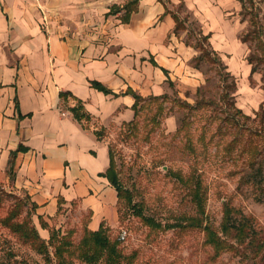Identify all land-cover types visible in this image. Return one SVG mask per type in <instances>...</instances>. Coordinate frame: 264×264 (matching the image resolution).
Wrapping results in <instances>:
<instances>
[{
  "label": "crops",
  "instance_id": "obj_1",
  "mask_svg": "<svg viewBox=\"0 0 264 264\" xmlns=\"http://www.w3.org/2000/svg\"><path fill=\"white\" fill-rule=\"evenodd\" d=\"M232 1L0 0V178L36 204L38 231L72 207L89 213L91 230L117 223L106 133L134 118L126 90L197 88V50L174 31L172 3L220 26Z\"/></svg>",
  "mask_w": 264,
  "mask_h": 264
},
{
  "label": "rangeland",
  "instance_id": "obj_2",
  "mask_svg": "<svg viewBox=\"0 0 264 264\" xmlns=\"http://www.w3.org/2000/svg\"><path fill=\"white\" fill-rule=\"evenodd\" d=\"M237 1L236 6V1H232L234 5L223 11L220 26L211 23L203 26L199 19L197 23L204 32L212 29L210 44L236 80L235 104L249 115L237 117L241 127L236 129L233 121L225 119L229 108L219 99L222 87L216 66L202 61L198 68L203 76L200 85L204 86V96L213 99L212 105L191 108L180 104V100L194 104L196 88L183 91L172 83L159 94L163 97L140 102L133 125H122L106 133L121 185L130 191L133 202L142 206L146 216L162 225L145 224L122 200L120 217L108 235L118 241L125 255L124 263L264 264V192L243 178L251 171L248 138L252 137L260 148L264 145L262 69L250 81L247 56L257 54L258 50L253 40L240 42V35L249 26V14L245 18L241 15V2ZM252 1L253 7L258 8L264 39V0ZM243 2L245 10L251 9L250 0ZM178 5L172 3L173 10ZM186 11L185 7L180 10V16L188 12L189 19H195L194 13ZM209 12L203 13L208 17ZM259 163L264 168V149L257 156L255 166ZM174 172H180L188 181H180ZM195 173L206 191L203 211L197 210L191 200L189 179L191 175L197 176ZM23 194L0 178V264H56L55 257L45 259L2 223L18 195ZM260 195L263 200L257 199ZM226 207H232L235 215L241 211L252 219L257 231L253 239L242 242L221 230ZM68 209L52 221L49 233L39 231L40 235L48 239L52 229L60 236L69 231L72 244L76 245L84 233L87 213L73 207ZM25 213L26 207L16 219L20 220ZM188 217H197L201 224L187 225L192 220ZM32 219L38 228L34 215ZM180 222L186 226H178ZM205 227H210L223 240V245L208 242ZM121 229L127 231L124 239L119 238ZM66 257L79 262L75 255ZM96 264L105 261L101 259Z\"/></svg>",
  "mask_w": 264,
  "mask_h": 264
},
{
  "label": "trees",
  "instance_id": "obj_3",
  "mask_svg": "<svg viewBox=\"0 0 264 264\" xmlns=\"http://www.w3.org/2000/svg\"><path fill=\"white\" fill-rule=\"evenodd\" d=\"M239 1L241 2V15L245 18V16L249 14V26L247 27L245 33L240 35L239 38L242 42H248L250 40L255 41V45L258 50L257 54L250 53L247 56V61L251 65L249 78L251 81L252 75L258 70L262 69L261 86L264 89V39L262 37L263 24L260 22L258 8L253 7L254 4L252 0H250V4L252 5L251 9L247 10H245L246 7L243 0ZM184 7V4L180 3L178 5L177 10L171 11L175 19L174 31L178 33L180 30H186L185 43L191 45L197 50V54L191 58V64L194 67L199 68L202 61H207L216 66V71L219 74L222 87L219 99L223 102V104H225V106L229 108L227 114L225 115V119L233 121L236 129H238L241 126L238 124L237 117H248L249 115L243 113L242 109L240 107H237L235 104L234 92L237 89L236 80L234 76L230 73V71L227 69V65L223 62L219 53L212 48L209 41L210 34L204 33L201 26L197 23L195 19L190 20L189 13L187 11L184 16H180L179 11L183 10ZM192 38H195V41H192ZM205 79L208 80V78ZM168 82L169 84H172L170 80H168ZM92 84L105 92H111L109 89H107L97 81H93ZM126 92L131 93L134 97V103L132 104V108L134 109V118L128 122H125V126L133 125L135 123L138 110L141 106L140 102L142 100L158 99L161 96L163 97V95H151L150 97L146 98L130 89H127ZM196 95L197 97L195 99L194 104H190L186 101L181 100L179 101V103L191 108H200L206 105H212L214 102L213 99L204 96L203 85H200L196 88ZM99 134H101L100 131ZM248 141V150H250L249 166L251 167V171L249 175L245 173L243 175V178L246 181H252V183L261 191V193H263L264 168L261 163H259L257 166H255V164L257 156L264 149V145L262 146V148H260L256 143H254V139L252 137H249ZM12 154L14 155V153ZM8 172L10 177L12 178V159L11 161H9ZM174 174L180 181H185L183 175H181L180 172H174ZM105 175L116 189L118 197L117 212L119 217V204L122 200H125L129 208L137 216H139L145 224L153 227L162 226L161 223L156 221L153 217L146 216L143 213L142 206L133 202L130 191L121 185L118 172L114 163L112 150H110V164L105 172ZM191 177L192 178L189 177V180L192 182L190 191L191 200L193 203H195L197 210L203 211L206 195L205 188L201 185V181L198 175H191ZM186 181H188L187 178ZM23 193V196L18 195V197L16 198L15 206L9 210L8 214L5 217H3L2 223L7 226L12 232H14L18 236V238H20L24 242H29L31 244L30 246L33 247L37 252L41 253L45 257V259L49 260L53 256L56 259V264H96L101 259H104L105 264H127L123 262V258H125V255L119 248L118 241L116 239H111L108 235V230L110 229V226L101 223L99 228L96 230H91L87 227L86 224L89 217V213H87V219L85 221L84 226V233L76 245L72 244V241L69 236V231L64 235L60 236L52 229L48 239L42 237L38 231L36 224L33 222L32 219L36 204L30 200L29 195L26 192L23 191ZM257 199L263 200V197H261L260 195L257 197ZM24 207H26L25 215L20 220H17L16 218H18L22 208ZM188 218L192 220L191 222H188L187 225L193 226L201 224L198 221L197 217ZM41 224L43 226L45 225L43 221ZM177 225L180 227L186 226L185 223L181 222ZM205 228L206 240L208 242L215 246L223 245V240H221L220 237L217 236L210 227ZM221 230L225 233L233 234V236H236L242 242L246 239H253V236H255V234L257 233L252 219L241 211H238V214L235 215L234 209L232 207H226L224 217L221 223ZM66 255H75L79 259V262L74 263L73 261L68 260ZM3 264L7 263L5 262ZM24 264L28 263L24 262Z\"/></svg>",
  "mask_w": 264,
  "mask_h": 264
},
{
  "label": "built area",
  "instance_id": "obj_4",
  "mask_svg": "<svg viewBox=\"0 0 264 264\" xmlns=\"http://www.w3.org/2000/svg\"><path fill=\"white\" fill-rule=\"evenodd\" d=\"M127 231L125 229H121V232L119 234L120 239H124L126 237Z\"/></svg>",
  "mask_w": 264,
  "mask_h": 264
}]
</instances>
